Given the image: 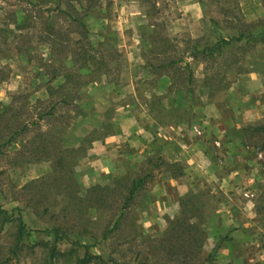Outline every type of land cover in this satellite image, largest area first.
<instances>
[{
    "label": "rangeland",
    "instance_id": "obj_1",
    "mask_svg": "<svg viewBox=\"0 0 264 264\" xmlns=\"http://www.w3.org/2000/svg\"><path fill=\"white\" fill-rule=\"evenodd\" d=\"M0 28V264H264L262 0H0Z\"/></svg>",
    "mask_w": 264,
    "mask_h": 264
},
{
    "label": "trees",
    "instance_id": "obj_2",
    "mask_svg": "<svg viewBox=\"0 0 264 264\" xmlns=\"http://www.w3.org/2000/svg\"><path fill=\"white\" fill-rule=\"evenodd\" d=\"M262 2H264V0H262ZM32 5L34 6V8L35 7H37L38 6V4L37 3H32ZM36 10H38L39 11V13H41L42 12V10L40 9V8H38V9H36ZM54 11H57V12H60V13H62L63 11L60 9V7L59 6H57L55 9H54ZM37 17H40V16H37ZM10 18L12 19L11 21H12V24H14V27H15V29H25L26 27H27V25L26 26H23V24H21L23 21L22 20H20V21H17V17H16V11L15 10H12L11 12H10ZM30 19H31V17H30ZM33 19H35V18H33ZM70 21L72 22V23H77L79 20H78V18H70ZM43 23H44V28L41 30V32H40V35H39V40H46V39H52V42H55L56 41V39L57 38H59L60 37V34H59V32H57L56 33V31H54L52 28H49V26H48V23L46 22V21H43ZM81 29H82V35L84 36V34H87V30H86V27H85V25H84V23H82V22H79L78 24H77ZM3 28H0V32H2L3 30H2ZM7 29V28H6ZM28 34L25 32V33H23V34H19L18 36L19 37H21L22 38V40H21V43H22V45L23 44H25V43H27V41L28 40H30V38L27 36ZM247 36H251V32H242V33H240L238 36H236V37H234L233 39L234 40H236V41H239V40H241L243 37H247ZM51 37V38H50ZM27 38V39H26ZM225 43V40H220V41H218V42H216L215 44H213V46H211V47H208V48H206V49H204L203 50V52H205V51H208L209 52V55L211 56L212 54V52H213V50L214 49H217V50H219L220 49V43ZM24 52L26 51V50H23ZM79 53V59H77L76 61H78V60H82L83 62H84V65H87V58H86V53H87V51L85 50V48H83V50H82V52H78ZM198 52H196V51H194V52H191L190 53V55H191V57H195L196 56V54H197ZM178 61H182V62H184V66H185V68L186 67H188V62L186 61V60H184V58H182V57H179L178 59H170L167 63H165V64H162V65H158V66H156L157 68H161V67H169V66H172V65H174V64H176ZM74 63H76L75 62V60H74ZM183 69V68H182ZM69 74H67V75H63L62 77L63 78H65L66 77V81L67 82H69V76H68ZM57 77V74L55 73V72H53V74H52V76H51V78H56ZM190 77V76H189ZM71 80V79H70ZM50 91H51V88H50ZM52 93V91L50 92V94ZM65 99H59V100H56L55 101V103L52 105V107H55V105H57V104H59L60 102L61 103H65ZM27 129V125L26 124H24L20 129H18V130H16V131H14L10 136H9V138H8V140H7V142H10L12 139H14L16 136H18V135H20L21 134V132L23 131V130H26ZM44 151V150H43ZM45 152V151H44ZM44 152H42V155H44ZM40 157L41 156H39V158H36V159H40ZM142 183V180H137L136 182H134L133 183V185H132V188H131V190H130V193H133V191H134V189H136L140 184ZM23 229H24V225L23 224H21L20 223V225H19V233H21L22 231H23ZM55 231V233H57V230H54Z\"/></svg>",
    "mask_w": 264,
    "mask_h": 264
}]
</instances>
